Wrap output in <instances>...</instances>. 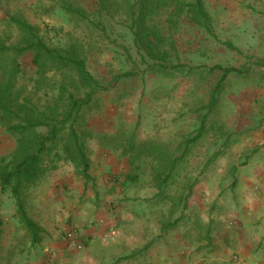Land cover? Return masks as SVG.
<instances>
[{
  "label": "rangeland",
  "instance_id": "374dc122",
  "mask_svg": "<svg viewBox=\"0 0 264 264\" xmlns=\"http://www.w3.org/2000/svg\"><path fill=\"white\" fill-rule=\"evenodd\" d=\"M88 1L92 3V0ZM54 2L19 0L13 7L40 25L50 39L64 43L72 36H78L81 29L74 27L63 10L56 9L47 14L40 7L41 3L50 6ZM205 3L216 37L187 25L174 32L180 50L179 60L188 65L183 72L172 75L153 70L147 72L149 66L141 60L133 45L124 10L115 14L108 36L96 41L102 51L97 49L89 59V68L97 77L106 74L111 78L112 74L134 67L146 69L136 82L130 85L121 83L119 90L114 88L102 94L104 106L86 118L94 132L98 135L114 134L115 129L137 126L140 140L154 139L164 143H177L182 136H188L196 129L201 109L209 102L211 89L222 75L218 70L209 75L210 68L222 65L241 70L230 74L223 83L215 110L218 116L213 118L228 125L233 143L223 156L208 165H205L208 156L220 149V141H215L218 134L214 131L208 133L202 144L194 149L189 165L199 182L187 206L175 211L171 202L160 201L149 175L137 184L126 180L130 172L129 156L121 149L106 147L97 136L87 141L93 178L88 185L76 176L71 163L62 162L57 170L48 174L43 182L45 185L31 191V212L36 215L42 207L40 198H46L50 185H53L57 208L63 218L60 225L55 226L60 237L68 231H75L78 238L80 227L74 218L82 208H93L95 212L99 208L96 202L113 205L122 199L121 203L128 208V218L133 219H126L123 226L118 224L104 230V242L107 246L114 244L110 247L111 254H104H108L107 258L110 256L107 264H199L205 254L215 252L216 234L224 224L212 219V215L235 202L238 187H233V181L237 178L238 183L241 182L245 176L241 171L243 166L264 162L262 152L255 151L252 158L247 156L252 148L257 150L264 145L254 146L255 137L264 136V0H205ZM3 17L0 9V19ZM94 36L98 40L99 33L95 32ZM226 42L232 43L236 50L228 48ZM149 62L154 63L153 60ZM191 68L195 70L189 71ZM14 148L15 138L0 123V157L11 154ZM110 156L125 161L122 164L125 167L120 170L109 167L104 171V163L99 159L107 160ZM93 157L99 162L94 170ZM232 164L236 165L235 170ZM232 171L234 175H231ZM92 202L95 208L90 207ZM49 212L51 215L52 211ZM15 214L14 200L8 195L2 196L5 234L0 239V258L9 257L15 242L23 248L22 252L32 247ZM174 222L173 227H168ZM10 236L18 237L17 241L9 239ZM119 241L125 246L122 249L118 246ZM211 264L224 263L213 261Z\"/></svg>",
  "mask_w": 264,
  "mask_h": 264
},
{
  "label": "trees",
  "instance_id": "16d2710c",
  "mask_svg": "<svg viewBox=\"0 0 264 264\" xmlns=\"http://www.w3.org/2000/svg\"><path fill=\"white\" fill-rule=\"evenodd\" d=\"M18 1L0 0L4 13L0 19V123L15 138L12 153L0 157V239L5 229L2 196L8 195L14 200L16 215L31 244L43 241L44 230L31 216V191L62 162L71 163L76 176L88 185L93 178L87 141L96 136L106 147L121 149L129 156L126 180L137 184L149 175L160 201L171 202L175 211L186 207L199 182L189 165L194 149L208 133L218 134L215 141H220V149L208 156V165L233 143L228 125L213 118L218 116L215 110L223 83L230 74L241 70L222 65L210 68L209 75L216 70L222 75L201 109L196 129L177 143H164L140 140L137 126L115 129L114 134L94 132L86 118L104 106L102 94L119 90L121 83L136 82L146 69L134 67L112 74L111 78L106 74L97 77L89 68V59L97 49L102 51L96 41L108 36L115 14L124 10L133 45L149 66L147 72H183L188 65L179 60L174 32L187 25L216 37L205 0H54L50 6L41 3L45 13L61 9L74 27L81 29L78 36L64 43L50 39L22 10H14ZM95 32L99 33L98 40ZM225 44L236 50L232 43ZM231 167L236 169L235 164ZM174 225L175 222L168 227Z\"/></svg>",
  "mask_w": 264,
  "mask_h": 264
},
{
  "label": "crops",
  "instance_id": "0c3cea01",
  "mask_svg": "<svg viewBox=\"0 0 264 264\" xmlns=\"http://www.w3.org/2000/svg\"><path fill=\"white\" fill-rule=\"evenodd\" d=\"M255 139L254 146L264 144V136L255 137ZM263 147L257 150L252 148V152L247 155L248 158H252L255 151L262 152L264 155ZM99 162L104 163L102 166L104 171L109 167L110 169L119 168V170L120 167H125L122 165L125 161L121 162L113 156L107 160L100 158ZM99 162L93 157V170ZM241 171L245 173L241 182L238 183L237 178L233 181V187H238L235 202L224 210L218 211L215 216L212 215V219L215 218L224 224V227L220 226V232L216 234L215 252L211 251L207 255L205 254L200 258L199 264H211L213 261H220L224 264H260L264 262V162L259 165L255 164V166H243ZM237 183L238 186H236ZM45 184L42 183L40 188ZM52 187L53 185H50L46 198H40L43 201L38 213L33 215L31 212L32 218L44 230L43 241L37 245L31 244L32 247L23 252V248H20L15 242L9 257L1 256L3 260L0 258V264H107L110 262V256L107 258L108 254H104L108 252L110 255V247L114 244L107 246L108 244L104 242V230L118 226V224L123 226L127 222L126 219H133L132 217L128 218V208L121 203L123 200L113 202V205L107 204V202H96L98 205H95L99 208H96L95 212L93 208L85 207L81 212L75 214L74 221L80 227L78 238L80 237L79 240L83 243V248L79 249L73 242L65 241L62 238L63 235L60 237L55 229V226L60 225L59 222L61 223L63 218L57 208L58 202H56ZM107 189H110V186H107ZM43 191L46 192V190ZM93 204L92 202L90 207L95 208ZM49 211H52L51 215ZM17 220L19 221L18 217ZM209 221L207 218L206 222ZM16 229H19V226L16 225ZM22 229L29 242L32 243L26 229L23 226ZM17 238L10 236L9 239L17 241ZM117 243L121 249L125 247L121 241ZM117 253L121 254V251H117ZM187 260L189 259L187 258Z\"/></svg>",
  "mask_w": 264,
  "mask_h": 264
},
{
  "label": "built area",
  "instance_id": "2783aa9c",
  "mask_svg": "<svg viewBox=\"0 0 264 264\" xmlns=\"http://www.w3.org/2000/svg\"><path fill=\"white\" fill-rule=\"evenodd\" d=\"M63 239L65 241L73 242V244L76 245L77 248L81 249L83 247V244L81 241L78 240L76 234L74 231H68L64 234ZM264 264V262L260 263Z\"/></svg>",
  "mask_w": 264,
  "mask_h": 264
}]
</instances>
